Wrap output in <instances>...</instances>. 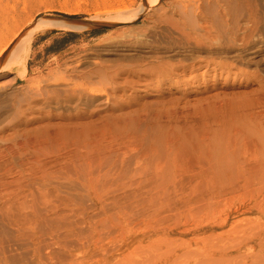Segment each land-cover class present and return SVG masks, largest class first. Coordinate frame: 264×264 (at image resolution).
<instances>
[{
  "label": "rangeland",
  "instance_id": "obj_1",
  "mask_svg": "<svg viewBox=\"0 0 264 264\" xmlns=\"http://www.w3.org/2000/svg\"><path fill=\"white\" fill-rule=\"evenodd\" d=\"M9 1L0 37L20 32L0 55V264L264 263V0H203L227 29L211 51L147 14L118 22L111 7L144 0ZM44 19L84 27L35 29L24 74L7 56ZM145 26L158 50L121 45ZM150 55L215 62L184 84L107 86L87 113L62 99L64 74Z\"/></svg>",
  "mask_w": 264,
  "mask_h": 264
},
{
  "label": "bare ground",
  "instance_id": "obj_2",
  "mask_svg": "<svg viewBox=\"0 0 264 264\" xmlns=\"http://www.w3.org/2000/svg\"><path fill=\"white\" fill-rule=\"evenodd\" d=\"M202 1L203 0H170L166 8H155L161 3V0H144L139 9H131L126 3H122L116 8H111L112 11L119 13L120 19L118 22L122 24H127L134 21L138 16L147 14V21L151 18L155 25H167L178 34L187 38L189 42H193L201 51H211L214 38H219L221 36V31L223 32L227 29L218 27V24L215 23L213 18L214 16H208V14H211L212 12H209L206 8L202 7ZM207 1L210 2L211 0ZM214 1L218 2L219 0ZM9 4V0H0V23L3 21L7 22L10 19ZM167 8L172 9V12L169 13L170 11H168ZM217 12L219 13V9ZM176 13L179 15L178 18L173 16V14ZM155 15H157V17L154 19ZM220 17L222 20V16ZM46 25L70 28L84 27V25L72 24L58 19H44L39 21V23L15 42L7 56L9 60L11 59L24 68V74L28 71V57L34 40L33 31ZM154 26H145L136 30L128 27V29L124 31L125 39L121 40V45L127 47L134 46L136 48L141 46L147 47L146 51H151L154 46H156L158 50L159 47L157 45L149 43L143 38L149 34ZM155 31L158 32L160 29H156ZM19 32L20 29L12 36L3 35L0 37V55L12 45ZM232 38V40L236 39L234 36ZM212 62L214 63L215 61L210 55L197 56L191 62H188L183 58L172 61L165 56L150 55L149 59L142 58L130 66H124L125 68H122L119 71L117 69L109 70L107 67L101 72L92 71L88 74H68L69 76L78 75L79 78H81L78 82L73 81V84L72 78H66L64 74L62 76V81L65 83V86L62 87V99L68 102H80L83 105V108L87 110V113L88 108L91 107V103L95 99V97L90 96V94L95 96L101 94L107 90V86H110L112 92L116 93L117 90L121 88L125 90L127 87H133L141 80H143L146 86L150 85L151 78L154 76L159 77L164 82L172 79L175 84H181L185 80L184 76L188 70L199 68L198 66H201L202 64L209 66ZM197 63H199V65H196ZM113 70L114 74L112 73ZM122 77H124V81H118V79ZM54 92L57 94L56 91ZM57 95H59V93ZM156 167H162V165L157 164ZM87 183H92V180H88ZM252 255H246L247 259L246 257L245 259L243 257V262L238 264H253L252 262H248L249 259L253 257Z\"/></svg>",
  "mask_w": 264,
  "mask_h": 264
},
{
  "label": "water",
  "instance_id": "obj_3",
  "mask_svg": "<svg viewBox=\"0 0 264 264\" xmlns=\"http://www.w3.org/2000/svg\"><path fill=\"white\" fill-rule=\"evenodd\" d=\"M80 22H83V23H86V24H93V25H97V26H105V24L103 23H98V22H86V21H80Z\"/></svg>",
  "mask_w": 264,
  "mask_h": 264
}]
</instances>
